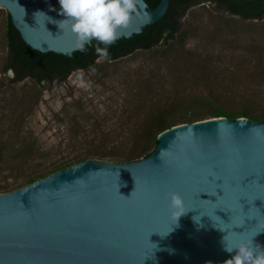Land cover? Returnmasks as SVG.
<instances>
[{
  "label": "water",
  "instance_id": "95a60500",
  "mask_svg": "<svg viewBox=\"0 0 264 264\" xmlns=\"http://www.w3.org/2000/svg\"><path fill=\"white\" fill-rule=\"evenodd\" d=\"M170 1L143 0L117 40L160 22ZM59 9L58 0H0L25 44L71 57L80 50L58 27ZM171 193L189 210L178 221ZM224 236L264 247V122L180 124L141 160H88L0 195V264H223L233 255Z\"/></svg>",
  "mask_w": 264,
  "mask_h": 264
},
{
  "label": "rangeland",
  "instance_id": "374dc122",
  "mask_svg": "<svg viewBox=\"0 0 264 264\" xmlns=\"http://www.w3.org/2000/svg\"><path fill=\"white\" fill-rule=\"evenodd\" d=\"M215 8L190 9L185 38L169 54L156 48L117 61L100 58L95 67L52 85L10 83L13 73L2 70L8 16L0 11V187L79 156L110 162L97 156L130 154L155 107L181 99L187 104L174 117L178 122L207 114L188 102L210 93L230 110L247 105L264 113V18L222 19Z\"/></svg>",
  "mask_w": 264,
  "mask_h": 264
},
{
  "label": "trees",
  "instance_id": "16d2710c",
  "mask_svg": "<svg viewBox=\"0 0 264 264\" xmlns=\"http://www.w3.org/2000/svg\"><path fill=\"white\" fill-rule=\"evenodd\" d=\"M151 9H155L160 0H146ZM202 4L215 5V11L222 19L224 15L240 17L243 20H261L264 18V0H171L168 11L164 18L148 26L139 35L130 39L116 40L114 44L108 45V55L104 56L96 51L97 42L94 40L86 45V51L75 52L71 57L53 52L42 53L30 48L22 40L19 32L12 25L8 15L6 46L7 56L3 64V73H13L9 78L10 83H21L26 79L34 81L37 85H52L53 83H64L70 75L78 70H88L96 66L100 58L108 61H117L138 50L153 51L161 48L163 54L173 51L178 38H182L183 19L188 11ZM104 47L103 45H99ZM222 99L213 94L201 98H195L188 105L202 106L208 109V113L201 116H188L185 120L174 119L178 110L186 105L185 99L175 101L164 106H157L153 113L146 119L136 150L127 155L102 154L98 159L108 158L116 164L130 163L141 160L151 154L158 145V136L174 126L197 121L226 117L229 119L247 118L256 122H264V113H253L249 106L243 105L238 110H230L222 106ZM243 103V102H242ZM246 104V102L244 103ZM32 152L26 156L31 160ZM90 156L83 155L73 160L63 162L44 172L31 174L19 184L0 187V195L20 190L36 181L44 179L58 171L73 167L90 160ZM11 170H15L12 163L8 164Z\"/></svg>",
  "mask_w": 264,
  "mask_h": 264
},
{
  "label": "clouds",
  "instance_id": "9594fccd",
  "mask_svg": "<svg viewBox=\"0 0 264 264\" xmlns=\"http://www.w3.org/2000/svg\"><path fill=\"white\" fill-rule=\"evenodd\" d=\"M58 2L59 14L63 19L56 23L60 29L67 26L72 32L76 40V49L86 51V45L95 40L96 51L104 56L108 55V45L116 42L120 29L131 23L139 6L143 4V0H58ZM188 211L185 210L183 198L177 193H171L170 215L175 221ZM193 219L196 220L195 217ZM256 236L240 239L231 245L226 242L227 237L224 236L222 241L224 251L233 255L223 264H264V247L254 243Z\"/></svg>",
  "mask_w": 264,
  "mask_h": 264
}]
</instances>
